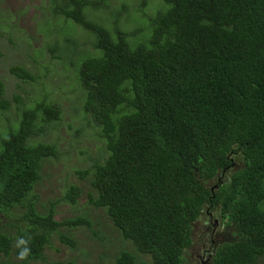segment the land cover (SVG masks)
I'll return each mask as SVG.
<instances>
[{"label":"trees","instance_id":"trees-1","mask_svg":"<svg viewBox=\"0 0 264 264\" xmlns=\"http://www.w3.org/2000/svg\"><path fill=\"white\" fill-rule=\"evenodd\" d=\"M107 6L108 0H65L56 10L93 34L96 50L86 58L49 48L74 75L54 77H74L84 92L80 124L67 125L65 148L61 138L48 139L63 117L60 106L40 102L22 110L21 94L6 96L35 83L29 72L38 65L14 61L13 74L0 78V215L26 209L13 218L14 233L0 230V264L45 262L54 238L76 248L77 230L103 245L129 243L153 264H187L193 225L208 212L235 228L234 239L215 249L213 264H264V0H163L148 28L135 31L118 18L108 28V20L88 15ZM96 139L104 145L98 155L75 143ZM65 157L80 164L69 173L92 186L88 204L102 211L109 229L95 225L90 212L56 218L59 204L51 201L47 213L40 211V191L53 178L46 163ZM66 195L79 203L77 194ZM114 259L140 263L126 249Z\"/></svg>","mask_w":264,"mask_h":264},{"label":"rangeland","instance_id":"rangeland-1","mask_svg":"<svg viewBox=\"0 0 264 264\" xmlns=\"http://www.w3.org/2000/svg\"><path fill=\"white\" fill-rule=\"evenodd\" d=\"M64 4L65 0H0V49L6 55L0 59V78L8 77L9 73H12L13 68L10 67L14 61L25 65H38L35 70L29 72L32 77L38 76L35 83L27 85V88L22 90H11L6 93V96L11 99L13 96L21 94L22 110L35 107L40 102L60 106L63 117L50 126L48 139L61 138L63 148L68 145L67 141L71 135L67 125L69 123L80 124L81 118L78 111L83 103L84 92L78 87L74 77L71 80L54 77L56 74L67 73L69 77L74 75L66 69L65 73L63 60L55 58L60 53L51 54L49 48L59 45L65 54H69L70 50H76L78 55H83L86 58L96 54L93 34H88V31L78 25H71L74 23L73 21L67 22L63 17L56 15V10L63 7ZM162 5L163 0H147V4L144 0H108V6L103 13H100L101 10L90 9L88 15L97 23L100 19L108 20L106 24L100 23L108 28H112L115 19L118 18L125 30L135 31L140 28L147 29L150 16L154 15ZM69 25H71L70 30L72 31L69 30ZM38 49L44 50L38 51ZM33 57H35V61H33ZM39 61H41L40 64H38ZM41 64L45 65L48 70L46 71ZM12 84L13 80L9 82V85ZM34 84H37L36 91L30 87ZM15 112H17L16 108L13 110V113ZM0 124H5V120L0 118ZM75 143L95 155H98L96 152L104 146L99 139L91 143L81 140L75 141ZM64 151L67 153L68 150ZM79 167H81L80 164L68 157L60 159V161L52 160V163H46L45 169L53 174V178L45 183L40 191V211L47 213L49 209L46 208L51 201L55 205L59 204V216L56 218L65 219L90 212L95 225L98 224L104 230V223H106L109 229L112 224L106 222L102 211L93 210L88 204L87 200L90 198L88 194L93 190L92 186L79 176H75L74 172L69 173ZM69 175L72 180L67 179ZM73 189L76 191L72 192ZM66 193L77 194L76 199L79 203L76 206L70 204L71 201L67 199ZM25 212L26 209L18 208L12 212L11 218L0 215V230L14 233L18 224L14 222L13 218H23ZM219 216L221 215L218 212H215V216L208 212L194 223V243L185 254L187 264H196L198 254L196 245L209 243L208 248L212 249L214 245L218 247L234 239V226L232 224L225 225L223 219L220 224ZM11 222L14 223V227L9 226ZM63 232H67V230H63ZM70 233L72 235L71 231ZM74 235L77 241L76 248L73 249L54 238L45 250L48 255L47 260L36 264H116L114 255L122 249L137 254L140 260L139 264H153L150 258L143 257L136 252L134 247H129V243H121L116 239L103 245L100 242L101 239L100 241L91 239L86 231L77 230Z\"/></svg>","mask_w":264,"mask_h":264},{"label":"flooded vegetation","instance_id":"flooded-vegetation-1","mask_svg":"<svg viewBox=\"0 0 264 264\" xmlns=\"http://www.w3.org/2000/svg\"><path fill=\"white\" fill-rule=\"evenodd\" d=\"M192 246L190 248H192ZM208 246H209V243H207L205 245H196L195 248L197 249V253H198L197 254L196 264H213L212 263V256L214 255V253L216 251L215 249L217 247L214 245L212 247V249L211 248L209 249Z\"/></svg>","mask_w":264,"mask_h":264},{"label":"clouds","instance_id":"clouds-1","mask_svg":"<svg viewBox=\"0 0 264 264\" xmlns=\"http://www.w3.org/2000/svg\"><path fill=\"white\" fill-rule=\"evenodd\" d=\"M20 243L23 244L24 241H20ZM28 251H29V250H28L27 248H24V249L20 252V259H24V258L27 256Z\"/></svg>","mask_w":264,"mask_h":264}]
</instances>
